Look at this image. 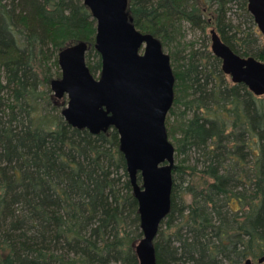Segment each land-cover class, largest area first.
Listing matches in <instances>:
<instances>
[{"label": "trees", "instance_id": "obj_1", "mask_svg": "<svg viewBox=\"0 0 264 264\" xmlns=\"http://www.w3.org/2000/svg\"><path fill=\"white\" fill-rule=\"evenodd\" d=\"M231 4L250 27L228 20ZM127 13L162 47L185 20L203 32L213 27L236 55L264 63L247 0H128ZM94 38L83 0H0V264H139L142 233L118 133L71 128L60 115L66 98L50 96L45 65H58L65 46L90 45L86 65L92 76L100 71ZM174 75L183 95L173 105L183 111L179 127L167 130L178 133V162L153 243L156 264H259L264 96L230 83L211 54L193 52Z\"/></svg>", "mask_w": 264, "mask_h": 264}, {"label": "water", "instance_id": "obj_2", "mask_svg": "<svg viewBox=\"0 0 264 264\" xmlns=\"http://www.w3.org/2000/svg\"><path fill=\"white\" fill-rule=\"evenodd\" d=\"M83 4L95 21L93 49L100 57L99 77L95 79L86 65L91 46L78 42L59 51L60 78L51 80L49 89L53 99L66 98L60 115L71 128L93 136L110 129L118 133L142 233L134 252L139 264H156L153 243L171 208L175 155L165 127L174 101L170 57L157 38L135 29L127 13L128 0H83ZM247 12L264 37V0H247ZM210 38L211 53L230 82L243 84L255 97L264 96V63L236 55L214 30Z\"/></svg>", "mask_w": 264, "mask_h": 264}, {"label": "rangeland", "instance_id": "obj_3", "mask_svg": "<svg viewBox=\"0 0 264 264\" xmlns=\"http://www.w3.org/2000/svg\"><path fill=\"white\" fill-rule=\"evenodd\" d=\"M226 17L228 18V20H230L233 23V25L237 27H242L243 29H245V27L248 28L251 26L250 24H246L244 14L238 9V6L235 4H231L230 6H228ZM211 30L214 29L213 27L209 26L206 27L205 31L203 32L200 29H198L196 25L194 27L185 20H180L175 24V28H173L172 31L170 32L171 36L169 43L166 44L165 46L163 45L164 53H166L170 57V64L173 74L176 70H178V66L180 65V63L184 62V60H186V58H188L193 52L197 53L198 55H201L203 58L206 55L209 54L212 55L211 38H210ZM260 36H261V45L264 46V37L261 34ZM141 52L142 50L140 51V53ZM90 61L91 63L95 62V58L93 57V55L90 57ZM45 67L46 70L47 71L49 70L50 74H52L53 76L51 80L58 79L60 77V69L58 65L56 66L54 65L52 58H50V60L45 65ZM99 73L100 71H96L93 77L95 79H98ZM227 80L230 82L228 77ZM182 95H183L182 89H177V90L175 89L174 99L181 98ZM50 96H52L51 92H50ZM64 100L66 101V99ZM53 102L59 103L60 100L54 99ZM172 109L174 111V115L170 116L168 114L166 116V120H165L166 131L170 127H179L180 125V122L178 121L181 118L179 116L182 113L183 108L178 105L176 106L173 105ZM176 138H178V133H175L174 136H168V140L173 145L174 148L176 147V143H177ZM177 162L178 159L174 156V164H177Z\"/></svg>", "mask_w": 264, "mask_h": 264}]
</instances>
